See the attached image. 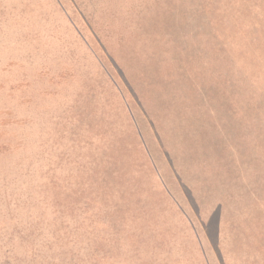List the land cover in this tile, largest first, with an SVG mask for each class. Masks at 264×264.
I'll list each match as a JSON object with an SVG mask.
<instances>
[{"label":"rangeland","instance_id":"rangeland-1","mask_svg":"<svg viewBox=\"0 0 264 264\" xmlns=\"http://www.w3.org/2000/svg\"><path fill=\"white\" fill-rule=\"evenodd\" d=\"M263 37L264 0H0V264H264Z\"/></svg>","mask_w":264,"mask_h":264},{"label":"trees","instance_id":"trees-1","mask_svg":"<svg viewBox=\"0 0 264 264\" xmlns=\"http://www.w3.org/2000/svg\"><path fill=\"white\" fill-rule=\"evenodd\" d=\"M263 39H264V37H263ZM263 41L261 40V42L259 43V44H254V46H251V44H250V46H248V50H247V54H246V56L247 55H251L252 56V58H253V60L254 59H260V58H264V49L263 48H261V46L260 45H262V44H264V43H262Z\"/></svg>","mask_w":264,"mask_h":264}]
</instances>
